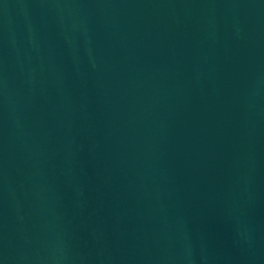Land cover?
<instances>
[{
    "label": "water",
    "instance_id": "obj_1",
    "mask_svg": "<svg viewBox=\"0 0 264 264\" xmlns=\"http://www.w3.org/2000/svg\"><path fill=\"white\" fill-rule=\"evenodd\" d=\"M0 264H264V0H0Z\"/></svg>",
    "mask_w": 264,
    "mask_h": 264
}]
</instances>
